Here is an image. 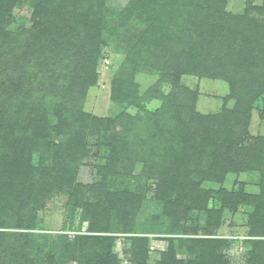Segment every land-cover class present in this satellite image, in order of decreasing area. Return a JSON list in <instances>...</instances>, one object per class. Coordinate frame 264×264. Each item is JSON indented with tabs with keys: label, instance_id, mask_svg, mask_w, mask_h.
I'll list each match as a JSON object with an SVG mask.
<instances>
[{
	"label": "rangeland",
	"instance_id": "rangeland-1",
	"mask_svg": "<svg viewBox=\"0 0 264 264\" xmlns=\"http://www.w3.org/2000/svg\"><path fill=\"white\" fill-rule=\"evenodd\" d=\"M91 1L77 0L75 14L87 12ZM96 1L101 31L95 67L97 78L86 90L80 105L77 101L73 105L84 120V148L76 153L75 159L80 158L72 165L69 181L65 179L60 191L43 181V186L46 185L40 186L43 193L37 194L29 208L25 202L19 206L7 205L3 195L0 196V243L2 236L4 239V245H0V264H199L203 251L196 247L195 241L203 238L223 244L212 248L209 258L217 257L223 264H253L252 242L257 238L264 241V236L251 235L256 208L264 209L260 201L264 197V86L243 99L239 98L243 86L237 90V84L233 86L227 77H207L194 69L196 65L199 67L197 56L206 52L203 48L206 41L195 33L196 42L192 43L189 31H184L189 23L188 2L173 7L177 17L152 31L153 40L148 41L152 49L138 61L130 59L129 52L149 32L148 16L154 22L169 0H154L152 5L143 2L139 9L145 13L143 20L133 19L127 12L137 0ZM208 1L207 6L219 5L225 14L245 18L257 35H264V0ZM36 4L37 0H20L4 21L0 20V26L14 34L31 30ZM198 15L199 11L194 16ZM212 21L218 24V20ZM201 27L205 29L204 23ZM6 32L0 31L6 34V42H10L12 36ZM261 41L264 45V40ZM22 45L16 43L13 49ZM217 49L210 47L208 52H214L220 59ZM172 54L186 63L176 77L166 80L172 74L169 71ZM257 85L253 81L248 87ZM120 93L128 101H117ZM146 113L150 117L154 114L147 124L156 133L164 129L168 132L166 125H175L182 119L191 122L195 113L224 115L225 119L230 113L235 114V121L225 126L229 129L223 140L234 161L231 172L222 183L201 185L202 190L211 191L204 198L216 219L213 227L206 224L207 213L193 209L185 214L174 198L163 197L153 173L146 172L148 161L144 166L140 159L148 154L143 140L138 141L130 131V145L125 144L123 137H117L114 151L110 146L114 134L119 136L123 125L120 122L125 116L142 124L139 118L146 117ZM148 133L152 134L151 130ZM233 141L237 148L230 146ZM220 152L213 149L208 155H221ZM26 157L32 164L29 167L40 170L35 174L37 178L42 169L50 166L44 155L32 148ZM107 164L114 165V171L105 179L97 168ZM30 173L26 170L27 177ZM104 189L119 197L109 202L102 196ZM223 190L227 195L221 193ZM200 194L201 201L203 194ZM238 194L251 201H239L242 199ZM161 198L167 200L169 209ZM26 215H32L34 220L26 221ZM18 220L24 224L15 226Z\"/></svg>",
	"mask_w": 264,
	"mask_h": 264
},
{
	"label": "trees",
	"instance_id": "trees-1",
	"mask_svg": "<svg viewBox=\"0 0 264 264\" xmlns=\"http://www.w3.org/2000/svg\"><path fill=\"white\" fill-rule=\"evenodd\" d=\"M19 1L0 0L2 22ZM76 1L37 0L32 15L33 26L28 31L21 30L14 34L0 26V31L12 36V40L6 42V34L0 33V196L3 195L7 205L19 206L25 202L26 207H31L37 194L43 193L40 187L43 181L44 184H53L57 187L55 190L60 191L65 179L69 181L72 165L80 158L75 159L76 153L84 148V120L73 105L76 101L80 105L86 90L96 81L95 67L100 53L101 31L97 1L92 0L90 8L80 16L75 14L78 6ZM141 1L142 4L137 0L128 8L127 12L131 13L133 19L145 17V13L139 10L143 2L147 5L154 2ZM183 1L190 5L186 10L189 23L184 31H189L192 43L196 42L195 33L206 41L203 46L206 52L197 56L199 67L196 65L194 68L195 64L191 67L207 77H227L233 86L237 84V90L243 86L245 89L240 91L239 98H247L253 90L260 91L264 86V45L261 41L264 35H257L255 28L245 18L225 14L219 5L216 8L207 6L208 0H169V5L162 9L154 22L148 16L151 28L135 43L128 57L140 61L149 55L152 43L148 41L153 40L152 31L159 29L161 23L165 25V21H173L178 13L172 8L182 5ZM70 3L75 7L70 6ZM197 11L199 15L196 18L194 15ZM213 19L218 20V24H213ZM202 23L205 29L201 27ZM16 43L24 44L20 49H13ZM210 47H218L220 59L214 52H208ZM171 57L173 64L169 71L172 74L165 76L166 80L176 77L186 63L181 62L182 58L176 54ZM258 58L261 62H258ZM248 74L252 76L246 79ZM253 81L259 85L251 89L248 85ZM117 101L126 102L128 97L120 93ZM146 114V117L139 118L142 124H138L131 116H125L120 122L123 125L119 136L114 134L115 139L110 146L114 151L116 139L120 137L124 138L125 144L130 145V131L138 141L143 140L148 154L145 153L140 159L144 166L148 161L146 172L153 173L163 197L174 198L178 208L185 214L186 210L191 213L193 209L207 213L206 224L213 227L216 219L204 198L211 191L202 190L201 185L205 182L222 183L231 172L234 161L223 140L229 129L225 126L233 119L235 121V114L230 113V117L225 119L224 115L195 113L192 114L191 122L179 120L175 125L165 126L168 132L164 129L159 133L152 131L147 124L154 114L153 117ZM158 127L163 128L161 124ZM150 130L152 134L148 133ZM230 146L237 148L236 141L231 142ZM31 148L43 154L46 164H50L42 169L40 178L35 176L36 172H40L38 167H29L32 164L26 154ZM213 149L222 154L208 155L209 150ZM152 157L158 158V161L155 162ZM220 166L222 169L218 170ZM113 167L107 164L99 165L97 169L102 177L108 179L114 171ZM26 170L31 172L28 177ZM47 189L48 186L46 192ZM200 193L203 194L201 201L198 199ZM221 193L227 195L228 192L223 190ZM102 196L109 202L119 197L108 189L102 190ZM237 197L242 199L239 201H251L242 194ZM261 199L264 206V197ZM161 200L169 209L167 200ZM33 220L32 215H26V221ZM23 224V220H18L15 226ZM252 229L253 237L264 236V209L260 206L256 208ZM219 242L205 238L195 241L196 247L203 251L199 264H223L219 258H209L208 255L212 248L223 245ZM252 243L253 264H264V241L257 238ZM0 245H4L3 236Z\"/></svg>",
	"mask_w": 264,
	"mask_h": 264
}]
</instances>
